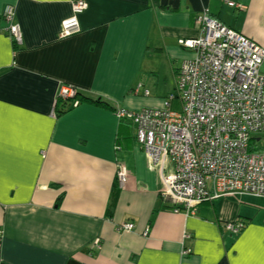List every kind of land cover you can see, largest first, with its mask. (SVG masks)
<instances>
[{
    "label": "crops",
    "instance_id": "0c3cea01",
    "mask_svg": "<svg viewBox=\"0 0 264 264\" xmlns=\"http://www.w3.org/2000/svg\"><path fill=\"white\" fill-rule=\"evenodd\" d=\"M85 1L80 30L60 36L73 0H0L22 30L17 43L0 19V264H264V196L174 211L136 124L117 116L175 90L192 56L179 41L200 34L204 12L264 47V0ZM62 85L79 91L77 106L57 101ZM233 220L245 226L232 232Z\"/></svg>",
    "mask_w": 264,
    "mask_h": 264
},
{
    "label": "built area",
    "instance_id": "2783aa9c",
    "mask_svg": "<svg viewBox=\"0 0 264 264\" xmlns=\"http://www.w3.org/2000/svg\"><path fill=\"white\" fill-rule=\"evenodd\" d=\"M72 7L73 14L62 21L60 36L80 30L77 14L87 3L74 0ZM2 18L7 23L3 29L21 43L15 6L6 5ZM197 21L200 34L179 41L192 56L178 69L174 92L161 106L122 107L117 112L136 124L137 140L158 169L161 195L173 200L174 211L186 214L226 194L264 196V150L251 146L253 139L258 142L264 136V47L208 12L198 15ZM76 92L62 85L58 96L68 100ZM172 100L179 102L178 109L172 108ZM78 104V100L73 103ZM127 175L124 167L118 169L119 186L127 182ZM133 226L126 222L119 229ZM225 226L237 232L245 225L233 220Z\"/></svg>",
    "mask_w": 264,
    "mask_h": 264
},
{
    "label": "trees",
    "instance_id": "16d2710c",
    "mask_svg": "<svg viewBox=\"0 0 264 264\" xmlns=\"http://www.w3.org/2000/svg\"><path fill=\"white\" fill-rule=\"evenodd\" d=\"M74 1V0H73ZM6 33H7V31L5 30V29H3ZM261 72H262V68H261ZM263 74V73H262ZM174 92V91H173ZM172 93V92H171ZM78 94H79V91L77 92V94H76V96H75V98L74 99H76L77 97H78ZM83 98H85V97H83ZM72 100V99H71ZM71 100H65L64 101V103H67V101H70L69 102V105H68V108H71L72 106H74L73 105V103H72V101ZM91 101H93V102H95V103H97V104H99V105H102V106H105V105H110V103L108 102V101H106V100H103V99H101V98H98V99H90ZM171 104H172V108L173 109H175V107L176 106H178V104H179V102L178 101H176V100H172L171 101ZM67 108V106H65L64 107V109L62 108V109H60V111L61 112H66L67 110H68V108ZM264 137V136H263ZM257 138H255V139H253V143L251 144V146H252V149L253 150H258V148H257ZM261 140V139H260ZM260 140H258V142L260 141ZM117 185V184H116ZM119 188H117V186L114 188V190H113V193H112V199H111V201H110V204H109V207H108V209H107V215L108 216H113V214H114V210H115V207H116V204H117V201H118V197H119Z\"/></svg>",
    "mask_w": 264,
    "mask_h": 264
},
{
    "label": "rangeland",
    "instance_id": "374dc122",
    "mask_svg": "<svg viewBox=\"0 0 264 264\" xmlns=\"http://www.w3.org/2000/svg\"><path fill=\"white\" fill-rule=\"evenodd\" d=\"M74 88V87H73ZM173 89V88H172ZM77 90V89H76ZM76 94H77V92H76ZM59 95V94H58ZM76 96V95H75ZM75 97H71L69 100H71L72 101V103H74V101L76 100V99H74ZM57 101L59 102V101H64L62 98H60L59 96H58V98H57ZM175 109H178L177 108V106L175 107ZM257 148H258V150H264V137H262V139L259 141V142H257Z\"/></svg>",
    "mask_w": 264,
    "mask_h": 264
}]
</instances>
